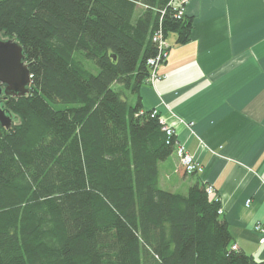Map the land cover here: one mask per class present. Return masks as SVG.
<instances>
[{"label": "trees", "instance_id": "obj_1", "mask_svg": "<svg viewBox=\"0 0 264 264\" xmlns=\"http://www.w3.org/2000/svg\"><path fill=\"white\" fill-rule=\"evenodd\" d=\"M169 1L0 0V34L31 75L1 103L17 123L0 126V264H264L232 249L207 184L159 186L176 139L138 90L159 25L189 41Z\"/></svg>", "mask_w": 264, "mask_h": 264}, {"label": "crops", "instance_id": "obj_2", "mask_svg": "<svg viewBox=\"0 0 264 264\" xmlns=\"http://www.w3.org/2000/svg\"><path fill=\"white\" fill-rule=\"evenodd\" d=\"M184 12L189 41L166 37L157 79L138 93L202 172L181 177L173 154L158 165L159 186L185 194L197 180L211 185L233 244L263 261L264 0H190Z\"/></svg>", "mask_w": 264, "mask_h": 264}, {"label": "water", "instance_id": "obj_3", "mask_svg": "<svg viewBox=\"0 0 264 264\" xmlns=\"http://www.w3.org/2000/svg\"><path fill=\"white\" fill-rule=\"evenodd\" d=\"M31 75L24 62L22 47L12 38L0 39V126L6 130L13 124L12 116L1 106L3 94L23 97L29 93ZM17 123V121H16Z\"/></svg>", "mask_w": 264, "mask_h": 264}, {"label": "built area", "instance_id": "obj_4", "mask_svg": "<svg viewBox=\"0 0 264 264\" xmlns=\"http://www.w3.org/2000/svg\"><path fill=\"white\" fill-rule=\"evenodd\" d=\"M190 0H170L168 3V7L171 8L175 19L180 20L185 16V6L188 4ZM163 14V13H162ZM152 41L156 45V55L147 60V66L149 68V76L151 77V81L154 80L155 70L160 62H162L167 54L168 45L165 40H163V32L161 29V25H159L158 29L153 33ZM154 114L156 111L154 110ZM162 130L168 138H172L175 133L173 128L166 123L164 119H162ZM176 139V138H175ZM175 154H177L180 165L184 168L185 173L187 175L199 174L202 172V167L196 162L194 157L190 155L186 149L178 144L176 140ZM206 194L209 199H213L215 201L218 200L217 195L215 194L214 188L211 185H207ZM249 201H246V206H248ZM255 230L259 232L264 231V227L262 225L255 226ZM232 249L236 250L237 246L234 244Z\"/></svg>", "mask_w": 264, "mask_h": 264}, {"label": "rangeland", "instance_id": "obj_5", "mask_svg": "<svg viewBox=\"0 0 264 264\" xmlns=\"http://www.w3.org/2000/svg\"><path fill=\"white\" fill-rule=\"evenodd\" d=\"M5 38L6 37H3L2 34H0V39H5ZM163 40H165L166 44L168 45L166 38L164 36H163ZM83 64L85 65V67L88 70H90V72L92 74H96L98 72V69L96 68V66L91 61L83 60ZM156 79H157V75L155 72L153 81H155ZM153 81H151V77L149 76L146 82H153ZM127 96H128L129 103L132 104L133 103V97L129 94V92H127ZM16 121H17V119H16ZM16 121H14V119H13V123H16ZM174 157L176 158L177 163L180 165V160H179L177 154L174 153Z\"/></svg>", "mask_w": 264, "mask_h": 264}, {"label": "flooded vegetation", "instance_id": "obj_6", "mask_svg": "<svg viewBox=\"0 0 264 264\" xmlns=\"http://www.w3.org/2000/svg\"><path fill=\"white\" fill-rule=\"evenodd\" d=\"M1 98H2V102H3L4 99H5V96L2 94V95H1Z\"/></svg>", "mask_w": 264, "mask_h": 264}]
</instances>
